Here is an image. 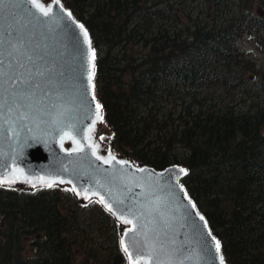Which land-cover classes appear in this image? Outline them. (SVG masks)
Listing matches in <instances>:
<instances>
[{
  "label": "trees",
  "instance_id": "obj_1",
  "mask_svg": "<svg viewBox=\"0 0 264 264\" xmlns=\"http://www.w3.org/2000/svg\"><path fill=\"white\" fill-rule=\"evenodd\" d=\"M60 1L95 52L103 141L135 165L184 167L224 262L264 264V98L217 93L244 90L246 74L264 84L238 48L245 36L264 53V0ZM31 182L0 183V264H130L99 200Z\"/></svg>",
  "mask_w": 264,
  "mask_h": 264
},
{
  "label": "water",
  "instance_id": "obj_2",
  "mask_svg": "<svg viewBox=\"0 0 264 264\" xmlns=\"http://www.w3.org/2000/svg\"><path fill=\"white\" fill-rule=\"evenodd\" d=\"M89 41L60 0L48 15L31 0H0V180L63 181L110 205L130 221L121 243L131 264H220L218 240L180 182L184 167L97 159L87 137L101 115ZM66 134L79 148L63 149Z\"/></svg>",
  "mask_w": 264,
  "mask_h": 264
},
{
  "label": "rangeland",
  "instance_id": "obj_3",
  "mask_svg": "<svg viewBox=\"0 0 264 264\" xmlns=\"http://www.w3.org/2000/svg\"><path fill=\"white\" fill-rule=\"evenodd\" d=\"M39 5L43 6V10H48L51 8L54 0H37ZM235 1V0H233ZM238 48L239 50L246 55V57L251 58L250 65L252 64L255 66V69L257 73L264 72V53L259 49V47H256L254 43H252L249 39H247L245 36L242 37L238 42ZM249 77V79H247ZM248 82L245 83L244 90L238 89L234 92H231L230 90H226V88L217 89V93L221 94L225 99L228 97H233V95H236L237 97V103L238 107H245V104L249 103V100L251 98H258L262 100L264 98V84L258 83L256 84L258 87L254 89L255 82L252 81L251 77L246 74L245 78ZM252 82V83H250ZM256 95H259V97H256ZM259 100V101H260ZM110 133L108 132L107 127L103 124L101 120V116L97 117L96 120L93 122L92 126L88 129L87 137L88 141L91 143V145L94 148V152L99 157H103L104 161H110L113 158H117L114 155V152L109 148L108 143L106 141H103L101 139L102 136H109ZM62 147L65 150H73L76 148H79V144L77 141H75L70 136H65L63 139H61ZM119 160V157L117 158ZM2 183L4 186H12V187H18L20 185H31L34 184L31 182L32 179L29 177H24L20 174H10L4 179H2ZM47 184V183H58L61 182L63 184H67L66 182L62 181H49V180H38L35 179V183L37 184ZM122 224L124 226V230L128 226L127 223L122 221ZM78 260H80V257H78ZM136 264H147L146 259H140Z\"/></svg>",
  "mask_w": 264,
  "mask_h": 264
},
{
  "label": "snow or ice",
  "instance_id": "obj_4",
  "mask_svg": "<svg viewBox=\"0 0 264 264\" xmlns=\"http://www.w3.org/2000/svg\"><path fill=\"white\" fill-rule=\"evenodd\" d=\"M31 2L34 4V5H36L37 7H40L42 10H43V6L42 5H39V4H37V0H31ZM56 2L57 3H59V0H56ZM43 14L44 15H48V10H43ZM69 15H70V13H69ZM81 28H83V25H81L80 26ZM87 35V32L85 31V36ZM91 42L89 41V44H90ZM95 58V53L93 52V59ZM91 78V77H90ZM100 107V105L99 104H97V108H99ZM67 135V134H66ZM101 139H103V137H101ZM97 159H104L103 157H99V156H97ZM107 162V161H106ZM180 171L181 172H185L186 170H184V169H180ZM0 182H3L2 180H0ZM49 187L51 186L50 184L48 185ZM108 208H109V210H111V206L110 205H108L107 206ZM193 207H195V205H193ZM201 219H203V217H201ZM125 223H130V221H124ZM219 249H220V242L219 241H216V250L217 251H219ZM125 251H127V246H125ZM130 255V257H131V253L129 254ZM220 264H224V261H223V257L221 256L220 257Z\"/></svg>",
  "mask_w": 264,
  "mask_h": 264
}]
</instances>
